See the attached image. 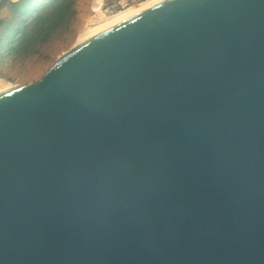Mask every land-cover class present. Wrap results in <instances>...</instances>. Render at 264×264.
<instances>
[{
  "label": "water",
  "instance_id": "1",
  "mask_svg": "<svg viewBox=\"0 0 264 264\" xmlns=\"http://www.w3.org/2000/svg\"><path fill=\"white\" fill-rule=\"evenodd\" d=\"M0 264H264V0H167L1 89Z\"/></svg>",
  "mask_w": 264,
  "mask_h": 264
},
{
  "label": "rangeland",
  "instance_id": "2",
  "mask_svg": "<svg viewBox=\"0 0 264 264\" xmlns=\"http://www.w3.org/2000/svg\"><path fill=\"white\" fill-rule=\"evenodd\" d=\"M92 1L0 0V90L7 87L4 84L38 81L58 58L78 45L85 27L97 28L102 18L149 0H103L100 15L89 12Z\"/></svg>",
  "mask_w": 264,
  "mask_h": 264
},
{
  "label": "bare ground",
  "instance_id": "3",
  "mask_svg": "<svg viewBox=\"0 0 264 264\" xmlns=\"http://www.w3.org/2000/svg\"><path fill=\"white\" fill-rule=\"evenodd\" d=\"M167 0H149L145 3H143L142 5L136 7V8H132L126 11H122L120 13H118L117 15L113 16L112 18H105L103 19L102 17V25H100L97 28L91 29L88 27H85L84 30L80 33L79 37H80V42H78V44L84 43L87 40L97 36L98 34L118 25L121 24L122 22L130 19L131 17L136 16L137 14L146 11L147 9L157 6L163 2H165ZM102 4H103V0H93L91 2L90 8H89V12H95L97 14H101L102 11ZM89 15V14H88ZM86 15L85 16V21H87V23L89 22V16ZM53 66V64L51 65ZM5 86L8 87V85L10 86V84H4Z\"/></svg>",
  "mask_w": 264,
  "mask_h": 264
}]
</instances>
